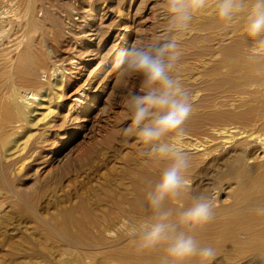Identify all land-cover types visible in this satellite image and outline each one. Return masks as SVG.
I'll return each instance as SVG.
<instances>
[{
  "label": "rangeland",
  "instance_id": "374dc122",
  "mask_svg": "<svg viewBox=\"0 0 264 264\" xmlns=\"http://www.w3.org/2000/svg\"><path fill=\"white\" fill-rule=\"evenodd\" d=\"M0 2V41L5 33L31 30L30 36L43 55L52 57L48 74L41 71L39 75L45 89L38 93V99L21 104L34 111L35 122L43 118L29 134L51 136L61 159L40 172L36 185L0 189V264H112L107 260L108 254L132 240L133 235L139 234L140 226L151 221L131 210L134 185L144 174L159 177L167 164L139 156L142 145L124 134L130 124L128 94L139 91V82L118 77L114 67L116 54L133 43L155 40L167 24V14L158 0ZM179 39L181 56L175 75L192 104L185 124L193 115L209 112L204 100L218 94L233 95L238 84L243 88L257 84L244 86L242 71L227 76L228 67L218 50L239 41L252 43L243 17L225 28L216 17L215 8L209 7L195 14L189 30L180 33ZM87 50H97L98 55L94 56L95 51L87 54ZM214 86L218 87L216 91ZM79 88L88 95L80 106L89 110V130L84 132L78 127L83 110L76 107L68 115L69 132L64 133L59 130L61 117L77 98L71 95ZM232 102L228 106L231 110ZM205 122L199 128H184L182 149L196 161L203 147L196 148L194 144L205 142L208 137L209 124ZM23 142H18V146ZM219 200L226 203L228 196L221 193ZM84 207L100 224V233L92 230L85 237V229L74 223H84ZM71 237L78 241L82 238L87 247L72 245ZM251 257L236 264H245Z\"/></svg>",
  "mask_w": 264,
  "mask_h": 264
},
{
  "label": "bare ground",
  "instance_id": "6f19581e",
  "mask_svg": "<svg viewBox=\"0 0 264 264\" xmlns=\"http://www.w3.org/2000/svg\"><path fill=\"white\" fill-rule=\"evenodd\" d=\"M31 32H8L0 41V189L16 190L19 186L26 185L29 188L36 185L40 172L46 166L61 160L55 141L49 138L51 136L39 138L36 133L29 134L33 128H38V123L43 118L35 122L34 111L21 104L24 100L34 101L39 98L38 93L45 89L40 72L47 73V65L52 60V57L43 55L36 40L31 38ZM54 40L56 41V36ZM218 50L222 52V61L228 67L227 76L242 71L243 83L246 84L244 86L251 83H257L258 86L251 84L252 86L243 88L238 84L235 85L233 95L231 92L224 96L211 95V98L202 102L205 107L210 108L209 112L193 115L184 125L188 129L199 128L208 121V137L205 142L197 141L194 144L196 148L203 147L197 161L188 156L186 176L189 190L176 200L179 204L169 201L166 207L178 210L191 202V196L202 192L212 193L215 203L214 218L194 234L202 244L216 249L217 258L213 264H236L251 255L253 257L245 264H258L264 261V214L258 211L260 207H264V84L261 83L264 81V55L249 57L246 42L240 41ZM93 51L95 50H87V54ZM95 55H98L97 50ZM255 71L259 73L255 74ZM91 73L92 71L89 75ZM60 83L62 86L63 83ZM217 88L214 86L213 90L216 91ZM83 89L79 88L78 92L71 95L77 98L61 117L59 130L64 133L69 132L71 119L68 115L76 107H79V111L83 110L78 117V127L84 132L88 129L89 110L80 106L88 96ZM230 101H233L230 105L234 106L233 110L228 108ZM21 140L24 142L22 146H18ZM156 179L158 176L142 175L134 185V197L130 201L132 212L149 220L153 214L145 206V193ZM221 193L228 196V202H220ZM83 210L84 223L82 220L74 222V218L73 222L82 230L85 229V237L92 230L100 233V224L96 223L91 211L85 207ZM108 224H111V219ZM79 233L82 235V232ZM76 238L71 237L72 245L87 247L85 240L81 241L80 238L78 241ZM132 238L114 248L107 260L112 264H161L164 255L162 247L140 250L139 234Z\"/></svg>",
  "mask_w": 264,
  "mask_h": 264
},
{
  "label": "clouds",
  "instance_id": "9594fccd",
  "mask_svg": "<svg viewBox=\"0 0 264 264\" xmlns=\"http://www.w3.org/2000/svg\"><path fill=\"white\" fill-rule=\"evenodd\" d=\"M167 14V24L155 40L133 43L116 54L114 67L118 77L136 79L139 91L128 94L130 124L124 134L142 145L138 155L167 161L158 179L145 193L146 207L152 212L150 222L140 226L138 248H163L161 264H213L216 249L202 244L194 234L214 218V196L202 192L178 210L166 207L189 190L186 172L188 154L181 142L186 136L184 125L192 104L182 81L175 75L180 62L179 34L189 30L196 13L209 7L221 26L231 27L243 17L249 54L264 55V0H158ZM258 211L264 214V207Z\"/></svg>",
  "mask_w": 264,
  "mask_h": 264
}]
</instances>
